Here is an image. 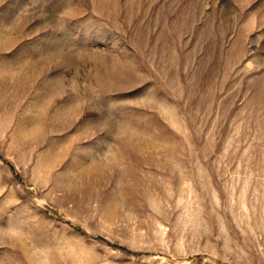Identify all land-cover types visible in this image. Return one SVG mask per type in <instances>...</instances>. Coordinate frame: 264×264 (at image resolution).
Here are the masks:
<instances>
[{
    "label": "rangeland",
    "instance_id": "rangeland-1",
    "mask_svg": "<svg viewBox=\"0 0 264 264\" xmlns=\"http://www.w3.org/2000/svg\"><path fill=\"white\" fill-rule=\"evenodd\" d=\"M0 264H264V0H0Z\"/></svg>",
    "mask_w": 264,
    "mask_h": 264
}]
</instances>
